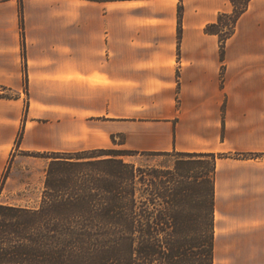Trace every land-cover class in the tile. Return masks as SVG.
<instances>
[{
	"label": "crops",
	"instance_id": "1",
	"mask_svg": "<svg viewBox=\"0 0 264 264\" xmlns=\"http://www.w3.org/2000/svg\"><path fill=\"white\" fill-rule=\"evenodd\" d=\"M22 3L25 51L21 0H0V188L13 157L221 155L214 264H264V0H250L224 57L206 27L231 0Z\"/></svg>",
	"mask_w": 264,
	"mask_h": 264
},
{
	"label": "trees",
	"instance_id": "2",
	"mask_svg": "<svg viewBox=\"0 0 264 264\" xmlns=\"http://www.w3.org/2000/svg\"><path fill=\"white\" fill-rule=\"evenodd\" d=\"M231 1L206 27L223 57L250 2ZM20 16L25 51L22 0ZM173 152L189 158L172 170L137 166L125 157L141 152L128 149L40 154L49 162L39 205L0 202V264H214L221 155Z\"/></svg>",
	"mask_w": 264,
	"mask_h": 264
},
{
	"label": "rangeland",
	"instance_id": "3",
	"mask_svg": "<svg viewBox=\"0 0 264 264\" xmlns=\"http://www.w3.org/2000/svg\"><path fill=\"white\" fill-rule=\"evenodd\" d=\"M116 150H127L125 148ZM129 150V149H128ZM157 153V152H156ZM40 157V156H39ZM181 157L175 152L168 154L138 153L133 156L125 157L137 166L150 170H172L175 160ZM214 161L215 157H205ZM49 160L43 157L32 159L28 157L11 158L5 180V192L3 186L0 188V202L5 204L21 206H38L45 181V172ZM201 170V169H199Z\"/></svg>",
	"mask_w": 264,
	"mask_h": 264
}]
</instances>
